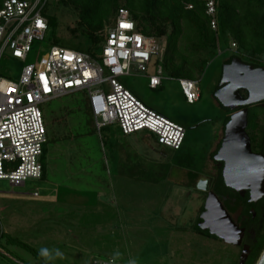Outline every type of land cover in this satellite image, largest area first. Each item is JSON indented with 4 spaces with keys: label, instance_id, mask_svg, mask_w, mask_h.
Instances as JSON below:
<instances>
[{
    "label": "rangeland",
    "instance_id": "rangeland-1",
    "mask_svg": "<svg viewBox=\"0 0 264 264\" xmlns=\"http://www.w3.org/2000/svg\"><path fill=\"white\" fill-rule=\"evenodd\" d=\"M46 12L56 15L58 27L34 41L26 60L4 55L0 76L17 81L27 64H37L53 46L83 51L82 41L69 38L75 13L54 0ZM219 41L197 79L200 98L192 104L184 99L176 78L162 75L161 86L150 88L151 66L147 74L132 69L119 78L145 104L184 127V147L178 153L186 155L182 168L172 161L171 150L161 149L144 132L124 136L116 123L97 129L86 90L41 106L48 138L45 175L23 186L0 180V264H90L107 252L125 264L237 263L240 246L196 233L206 192L190 186L186 176L189 171L200 179L214 175L211 153L223 137L228 113L214 89L225 61L233 56L246 61L224 35ZM240 213L237 206L230 214L235 223ZM247 239L252 240V233ZM45 247L53 256L59 249L62 257L45 261L38 254Z\"/></svg>",
    "mask_w": 264,
    "mask_h": 264
},
{
    "label": "built area",
    "instance_id": "built-area-1",
    "mask_svg": "<svg viewBox=\"0 0 264 264\" xmlns=\"http://www.w3.org/2000/svg\"><path fill=\"white\" fill-rule=\"evenodd\" d=\"M193 9L191 0H183ZM204 3L212 29L216 28V0ZM44 0H5L0 6V59L4 55L26 60L35 40L46 35L47 20L41 9ZM237 51V45L231 42ZM163 45L137 30L129 12L118 10L107 29L99 59L62 46H53L37 64H27L17 81L0 76V180L23 186L28 179L42 176L41 156L47 142L41 106L59 96L86 90L97 129L116 123L124 135L144 132L162 147L178 150L185 129L150 108L127 89L119 78L148 73L154 59L161 57ZM264 62V55L257 56ZM148 74L149 87L161 85L162 69L154 65ZM184 99L192 104L199 97L196 81L179 79ZM37 193L34 192V195ZM90 264H116L111 259H92Z\"/></svg>",
    "mask_w": 264,
    "mask_h": 264
},
{
    "label": "trees",
    "instance_id": "trees-1",
    "mask_svg": "<svg viewBox=\"0 0 264 264\" xmlns=\"http://www.w3.org/2000/svg\"><path fill=\"white\" fill-rule=\"evenodd\" d=\"M3 1L5 0H0V6ZM54 1L75 13L76 19L74 23L68 26L69 38L74 41H82L79 42L84 44L81 52L90 54L96 60L99 59V54L101 53L99 51L102 50L104 45L107 29L114 24L118 10L124 8L136 22L137 30L140 33L145 36L155 37L161 41L164 48L163 53L160 58L154 59L151 67L153 69L154 65H159L164 76L178 80L188 79L198 83L197 79L219 49L220 34L237 45L241 57L246 56L247 64L254 67H260L262 64L257 61V56L264 55V0H216L215 29H212L210 25V17L206 13L204 3L198 0H191L193 9L190 10L185 7L183 0ZM48 3L49 0H44V5L41 9L42 15L47 20L46 33L49 29H55L59 25L56 15L46 12ZM234 57L237 56H233L225 62H229ZM217 89L218 86L216 85L214 91ZM240 93L243 97L247 96L245 90H241ZM253 106L257 107L256 104ZM249 107L247 117L248 122H251L249 111L251 108L249 109ZM221 108L228 111L222 122L224 130V126L228 122L232 111L222 106ZM42 114L44 120L43 110ZM144 134L155 141L152 135ZM220 144L221 142L218 143L215 151L211 153L212 159ZM157 146L164 150L168 149L159 144ZM183 147L184 141L178 150L169 149L173 152L172 161L180 168L186 165V155H178L179 152H182ZM44 153L43 149L41 161H43ZM43 168L44 166L42 165V170ZM186 176L189 179L188 184L194 188H196L197 181L202 177L192 171L187 172ZM210 191H213L218 198L221 197L226 201L227 205H223L229 214L234 212L237 206L241 208V217L239 222H236L239 226L246 227L252 221L251 209L257 212V219L263 215L261 227L256 231L255 237L249 242L250 254L245 262V264H255L264 249V210L258 212L257 205L248 203L246 200L247 195L245 198H241L232 189L225 186L222 177V165L217 168V174L213 179ZM233 198H236V202L231 205L230 201ZM203 210L204 205H202L200 212L202 213ZM198 222H201L200 217ZM198 222L195 226L196 233L214 236L207 230H202ZM214 237L217 238L216 236Z\"/></svg>",
    "mask_w": 264,
    "mask_h": 264
},
{
    "label": "water",
    "instance_id": "water-1",
    "mask_svg": "<svg viewBox=\"0 0 264 264\" xmlns=\"http://www.w3.org/2000/svg\"><path fill=\"white\" fill-rule=\"evenodd\" d=\"M241 90L246 91V97L241 95ZM214 97L222 107L234 112L224 126L221 144L213 160L222 165L225 186L240 196L248 191L249 201L256 203L264 197V158L252 152L246 128L248 107L264 101V67H254L234 57L223 65ZM196 186L207 192L208 180L199 179ZM200 218L202 230L228 244L242 245L245 229L233 221L213 191L207 193ZM249 254V246L242 245L237 264H245ZM255 264H264V250Z\"/></svg>",
    "mask_w": 264,
    "mask_h": 264
},
{
    "label": "flooded vegetation",
    "instance_id": "flooded-vegetation-1",
    "mask_svg": "<svg viewBox=\"0 0 264 264\" xmlns=\"http://www.w3.org/2000/svg\"><path fill=\"white\" fill-rule=\"evenodd\" d=\"M232 60V59H231ZM231 60L229 62H224V65L225 64H228L231 62ZM243 60V59H241ZM246 63V61H244ZM260 67H264V62L260 65ZM220 79H221V75H220V78L217 82V86L220 82ZM262 104H264V101L261 102V103H257V107L255 109V113H254V116H255V119L254 117L252 118V121L251 122H248V125H247V128H246V132L250 138V146H251V150L253 153L257 154V155H260L264 158V108L262 107ZM234 111H232L233 113ZM254 124H256V126H254ZM221 142V139L216 143L215 145V148L213 151H215L218 143ZM212 161L214 162V175L212 177H208V179H206V177H204L203 179L205 180H208V191H210V186L213 182V179L215 177V175L217 174V168H219L221 165L214 161L212 159ZM208 191L206 192V196H207V193ZM233 191V190H232ZM234 193L241 197V198H245L246 195H247V201L248 203H251L249 201V193L248 191L245 192L244 196H240L238 193H236L234 191ZM233 200L236 202V198H233ZM255 205H257V210L258 212L261 210H264V197L261 198L260 200H258L256 203H253ZM241 208H240V212H241ZM252 211L254 212V214L252 213ZM250 212L252 213V221H250L248 223V225L246 227H243V226H239L241 228H244L245 231H244V235H243V238H242V245L246 244L248 246H250V241L247 242V236L252 233V238L255 237L256 235V231L261 227L262 225V219H263V215L257 219V212L254 211V209H251ZM200 222H198L199 224ZM242 245L240 246V251L242 249ZM237 263H238V259H237ZM236 263V264H237Z\"/></svg>",
    "mask_w": 264,
    "mask_h": 264
},
{
    "label": "clouds",
    "instance_id": "clouds-1",
    "mask_svg": "<svg viewBox=\"0 0 264 264\" xmlns=\"http://www.w3.org/2000/svg\"><path fill=\"white\" fill-rule=\"evenodd\" d=\"M41 257L45 259V261L49 259H53L55 257H62L63 253L59 249L54 250V256H53V250H49L48 248H41L38 253ZM131 264H135V261H132Z\"/></svg>",
    "mask_w": 264,
    "mask_h": 264
},
{
    "label": "crops",
    "instance_id": "crops-1",
    "mask_svg": "<svg viewBox=\"0 0 264 264\" xmlns=\"http://www.w3.org/2000/svg\"><path fill=\"white\" fill-rule=\"evenodd\" d=\"M154 71V69H152V72ZM161 84H162V80H161ZM161 86V85H160ZM159 86V87H160ZM156 89V88H155ZM76 92V91H75ZM73 93V92H72ZM140 99V98H139ZM53 100V99H52ZM141 100V99H140ZM142 101V100H141ZM143 102V101H142ZM147 105V104H146ZM148 106V105H147ZM151 108V107H150ZM153 109V108H152ZM155 110V109H154ZM157 111V110H156ZM159 112V111H158ZM47 142H48V138H47ZM46 142V143H47ZM45 155V154H44ZM41 164L43 165V162L41 161ZM44 166V165H43ZM45 175V167L43 168V170H42V176H41V178L43 177ZM201 207L202 206H200V209H199V211L201 210ZM116 253H113V252H107L106 254H104V258L103 259H108V258H111V259H113L115 262H116V264H125L124 262H120L116 257ZM94 258V257H93ZM92 258V259H93ZM91 259V260H92ZM94 259H101V258H94ZM91 262V261H90Z\"/></svg>",
    "mask_w": 264,
    "mask_h": 264
}]
</instances>
